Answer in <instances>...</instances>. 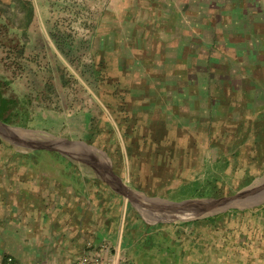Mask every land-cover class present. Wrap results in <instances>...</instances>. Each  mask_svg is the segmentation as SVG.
<instances>
[{
  "label": "rangeland",
  "instance_id": "rangeland-1",
  "mask_svg": "<svg viewBox=\"0 0 264 264\" xmlns=\"http://www.w3.org/2000/svg\"><path fill=\"white\" fill-rule=\"evenodd\" d=\"M261 6L257 0H0V79L6 81L4 94L17 100L10 118H1L13 128L0 124V214L18 227L21 179L30 184L46 173L69 182L66 170L72 168L82 169L90 180L103 175L110 180V170L130 179L128 153H138L140 183L145 179L141 158L167 151L173 186L183 179L192 153L201 151L208 160H199L200 187L179 184L178 191L158 194L200 206L236 195L245 177L210 167L216 145L209 144L208 128L193 123L206 126L223 115L226 105L242 108L258 102L253 97L257 80L246 63L261 62L257 55L263 48L258 49L255 28L264 18ZM250 9L254 15L248 14ZM146 113L153 114L152 127L145 123ZM33 130L42 131L46 139L52 133L71 141L89 140L96 149H84L89 161H82L17 142L37 139ZM254 184L260 189L253 185L252 192L225 210H239L226 216V223L260 212L264 177L258 176ZM4 194L11 195L9 210ZM133 195L125 214L127 227L138 232L159 215L156 203L173 204L154 199L153 209L143 193ZM193 206L198 210L199 205L187 209ZM179 216L183 220L194 215Z\"/></svg>",
  "mask_w": 264,
  "mask_h": 264
},
{
  "label": "crops",
  "instance_id": "crops-1",
  "mask_svg": "<svg viewBox=\"0 0 264 264\" xmlns=\"http://www.w3.org/2000/svg\"><path fill=\"white\" fill-rule=\"evenodd\" d=\"M257 1L262 5L258 10L264 15V0ZM248 14L254 15L253 9ZM255 28L258 49L263 48L257 55L261 62L249 60L246 64L250 77L257 80L253 90L257 94L253 97L257 96L258 102L246 103L242 108L226 105L229 107L224 109L225 113L212 122L210 120L206 126L198 121L193 123L195 127L208 128L209 144L216 145V150L211 153L210 167L230 173L235 170V175L245 177L241 181L245 184L237 188L239 192H252L255 179L264 177V68L259 66L257 70L254 66L261 64L264 67V18L255 24ZM152 115L146 113L145 118L150 127L154 122ZM87 141H81L91 146L86 151H94L96 147ZM82 150V161H89L88 154ZM137 154L128 153V159L132 161L130 179L120 171L110 170L112 180L105 179L103 174L102 179L90 180L86 178H90L88 173L77 168L66 170V175L71 177L69 182L57 174L50 179L46 173L30 184L21 179L23 185L19 186L17 199L22 204V216L18 227H12L8 215L4 218L5 215L0 214V263L12 255L17 264H30L36 260L45 264H74L84 254L100 253L113 264H264V213L261 212L264 202L258 204L260 212L257 215L246 216L258 225L252 231L245 226L233 231L232 222L226 223L224 219L209 222L210 225L203 228V218L195 215L197 209L194 206L189 208V214L194 216L180 220V213L186 212L162 203H156L159 215L150 218L147 230L138 232L135 226L127 227L130 221L126 214L134 203V192L143 193L151 202L154 199L182 202L180 200L184 198L158 193L178 191L179 184L199 186L201 181L196 176L203 166L200 161L208 160L201 151H194L183 166V179L171 186L167 151L159 155L156 151V157L141 158L145 161V179L140 183V168L135 164L140 160ZM251 177H254L252 184ZM7 194L2 198L9 210L11 195ZM154 203L149 208L154 209ZM153 219L157 221H151Z\"/></svg>",
  "mask_w": 264,
  "mask_h": 264
},
{
  "label": "water",
  "instance_id": "water-1",
  "mask_svg": "<svg viewBox=\"0 0 264 264\" xmlns=\"http://www.w3.org/2000/svg\"><path fill=\"white\" fill-rule=\"evenodd\" d=\"M0 124L7 128H13L10 125H8L6 122L2 121L1 116H0ZM26 130L32 131V129H26ZM33 132L37 136V139L34 138L31 141H27L24 138H17V142L20 144H24V145H27L28 143L32 147V149H46L47 148V149H52V150L54 149L59 150V151L68 153L79 160L84 159V157L82 156V151H83L82 149H85V150L91 149L90 145H87L83 142L71 141L67 138L57 136L52 133L51 134L49 133V137L46 139L44 138L45 135L42 134V131L33 130ZM248 193H249L248 190H244L229 198L213 199V200H210L211 201L210 204L206 206H200L201 203H198L196 201H191V202L182 201L178 203H173L169 206L171 208H175V210L179 212L180 211L189 212V208L187 209V207L192 206V205H199L197 207L198 208L197 211L199 212L200 210L201 212L203 210L205 212H202L199 214L196 213V215L203 217V216H208V215L218 213L220 211H225L228 208L236 206L234 202H238L242 197L246 196ZM212 209H213V212H208V210H212Z\"/></svg>",
  "mask_w": 264,
  "mask_h": 264
},
{
  "label": "trees",
  "instance_id": "trees-1",
  "mask_svg": "<svg viewBox=\"0 0 264 264\" xmlns=\"http://www.w3.org/2000/svg\"><path fill=\"white\" fill-rule=\"evenodd\" d=\"M5 83H6L5 80L0 79V116L2 119L7 120L8 118H10V115H8V113L11 112V110H12L13 106L16 104L17 100L15 98L8 97L4 94V91H3L4 86L3 85ZM4 115H6V117H4ZM42 152H44V150ZM236 212H239V210L231 209L228 211H224L222 213H219L216 215H211V216H208L206 218H203L202 222L207 221L208 225H210L209 222H212V223H217V221L221 222L226 216H231L232 214H234ZM245 217L240 218V219L236 218L234 221H232L231 228L233 229V231H236L238 228L242 229L243 226L247 227L249 229V231H252V229H254L255 227L258 226L256 221L248 220L249 218H247V217L245 218Z\"/></svg>",
  "mask_w": 264,
  "mask_h": 264
},
{
  "label": "built area",
  "instance_id": "built-area-1",
  "mask_svg": "<svg viewBox=\"0 0 264 264\" xmlns=\"http://www.w3.org/2000/svg\"><path fill=\"white\" fill-rule=\"evenodd\" d=\"M0 264H17L14 256H7ZM30 264H45L44 261L36 260ZM74 264H113L112 260L105 259L100 253L84 254Z\"/></svg>",
  "mask_w": 264,
  "mask_h": 264
},
{
  "label": "bare ground",
  "instance_id": "bare-ground-1",
  "mask_svg": "<svg viewBox=\"0 0 264 264\" xmlns=\"http://www.w3.org/2000/svg\"><path fill=\"white\" fill-rule=\"evenodd\" d=\"M259 188V187H258ZM260 189V188H259ZM261 192V191H260Z\"/></svg>",
  "mask_w": 264,
  "mask_h": 264
}]
</instances>
